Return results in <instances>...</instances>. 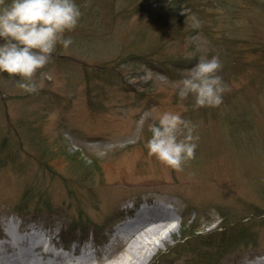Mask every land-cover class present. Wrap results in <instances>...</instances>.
Listing matches in <instances>:
<instances>
[{"label": "rangeland", "instance_id": "1", "mask_svg": "<svg viewBox=\"0 0 264 264\" xmlns=\"http://www.w3.org/2000/svg\"><path fill=\"white\" fill-rule=\"evenodd\" d=\"M74 2L82 15L65 34L73 43L56 46L35 77L37 93L0 73V226L11 211L27 212L64 238L96 231L107 251L125 207L154 199L174 207L179 225L147 237L149 249L134 244L128 264L262 256L264 0ZM214 56L230 90L219 107L196 109L176 85L201 57ZM165 111L191 121L199 136L195 159L180 172L146 147L149 126ZM16 149L22 153L13 156ZM25 203L31 207L13 210ZM110 254L103 264L127 260L125 247Z\"/></svg>", "mask_w": 264, "mask_h": 264}, {"label": "clouds", "instance_id": "2", "mask_svg": "<svg viewBox=\"0 0 264 264\" xmlns=\"http://www.w3.org/2000/svg\"><path fill=\"white\" fill-rule=\"evenodd\" d=\"M81 15L74 0H0V73L19 77L18 87L25 93H37L35 77L50 63L58 44L67 49L73 43L65 34L78 26ZM221 69L218 56L201 57L176 85L180 100L193 97L196 109L219 107L230 90L218 75ZM149 130L148 154L166 167L180 172L195 159L196 125L180 113L163 112Z\"/></svg>", "mask_w": 264, "mask_h": 264}, {"label": "bare ground", "instance_id": "3", "mask_svg": "<svg viewBox=\"0 0 264 264\" xmlns=\"http://www.w3.org/2000/svg\"><path fill=\"white\" fill-rule=\"evenodd\" d=\"M16 148H22V146H19ZM12 153H13V156H17L18 154L22 153V150L16 149V150H13ZM41 171H43V170H41ZM36 173H38V172H35V174ZM198 179L199 178L194 179L195 182H197ZM27 208H28V206L20 207V206L16 205V208H14L13 210L20 211V210H24ZM11 209L9 210V212L11 211ZM12 215H16V214L12 213ZM18 216H20V215H18ZM175 220L176 221L178 220V216L176 214L172 215L171 217L168 216V218L163 217V216H153V217L148 218L146 220L134 221L133 223L130 222V223L124 225L126 227V230H125V232H121L120 234L125 240L129 241V247L127 249V254L125 255V258H127V260H124L123 262H118L117 264H128V262L130 261V258L131 257L133 258L135 256V254L132 251L133 248H136L135 246H137V248H143V250L149 249L150 243H147L144 241L147 237L150 236L152 238V240H154V238L159 237L164 233L175 232V230H173V228H177L178 226H175L172 229H170V227H168V224H167L169 221L174 222ZM9 229H11V228H9ZM19 232H21V231H19ZM189 241L190 242H196L197 239H190ZM164 242L166 244V240H164ZM180 243L181 242H179V245H180ZM134 244H135V246H134ZM129 255H131V256H129ZM15 256H17V252L15 253ZM3 257H4L3 259H0V264H10L9 260L7 261V259H5L7 257L5 254ZM149 257L150 256H148V258H146L145 261L143 260L144 262L141 261V264H146L148 262ZM138 261H139V259L137 258V262H134L133 264H140V262L138 263ZM18 262L15 261V262H12V264H18ZM108 264H113V262L108 263Z\"/></svg>", "mask_w": 264, "mask_h": 264}, {"label": "trees", "instance_id": "4", "mask_svg": "<svg viewBox=\"0 0 264 264\" xmlns=\"http://www.w3.org/2000/svg\"><path fill=\"white\" fill-rule=\"evenodd\" d=\"M196 232V231H195ZM197 233V232H196Z\"/></svg>", "mask_w": 264, "mask_h": 264}]
</instances>
